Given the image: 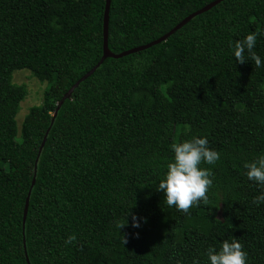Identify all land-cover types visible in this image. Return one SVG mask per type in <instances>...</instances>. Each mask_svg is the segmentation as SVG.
Segmentation results:
<instances>
[{"label":"trees","instance_id":"obj_1","mask_svg":"<svg viewBox=\"0 0 264 264\" xmlns=\"http://www.w3.org/2000/svg\"><path fill=\"white\" fill-rule=\"evenodd\" d=\"M213 1L111 0L108 49L148 44ZM104 8L0 0V264H207L205 250L232 238L246 264H264V204L252 203L264 189L243 169L264 152V67L229 47L255 31L264 59V0H223L161 43L104 59L55 112L101 59ZM21 69L48 85L18 125ZM192 136L220 159L200 165L214 176L208 203L183 213L155 184L170 144Z\"/></svg>","mask_w":264,"mask_h":264},{"label":"clouds","instance_id":"obj_2","mask_svg":"<svg viewBox=\"0 0 264 264\" xmlns=\"http://www.w3.org/2000/svg\"><path fill=\"white\" fill-rule=\"evenodd\" d=\"M258 35L255 31L249 32L229 45L235 63L251 61L257 68L264 67V59L254 51ZM169 147L173 156L167 163L163 178L155 184V190L162 192L165 204L183 213H187L190 207L207 204L206 193L213 184L214 176L211 167L200 165H214L220 159V153L209 148L208 139L204 136H192ZM243 169L248 181L264 189V152L251 161H245ZM252 203L257 206L264 204V191L256 195ZM131 221L132 227H139L135 215H132ZM117 226L120 229L124 225L118 223ZM75 239V235L70 234L64 243L71 244ZM204 255L207 264H246L248 256L235 238L230 241L224 239L218 247L209 246ZM193 264H199V261L194 260Z\"/></svg>","mask_w":264,"mask_h":264},{"label":"water","instance_id":"obj_3","mask_svg":"<svg viewBox=\"0 0 264 264\" xmlns=\"http://www.w3.org/2000/svg\"><path fill=\"white\" fill-rule=\"evenodd\" d=\"M110 1L111 0H105V8H104V14H103V25H102V56L101 59L99 60L98 64L95 65V67H93L90 71H88L84 76H82L63 96L62 98L59 100V102L57 103V107L55 109V112L58 110L59 106L61 105V103L65 100L68 99L70 97V94L72 92V90L78 85V83L82 80H85L92 72H94V70L98 67L99 64L102 63V61L106 58H121L124 56H127L129 54H133L136 53L138 51L141 50H145L155 44L161 43L163 41H165L171 34H173L175 31H177L179 28H181L183 25H185L190 19H192L193 17L209 10L210 8H212L213 6L217 5L218 3H220L223 0H215L209 4H207L206 6L202 7L201 9L189 14L187 17H185L181 22H179L175 27H173L169 32H167L166 34H164L163 36L159 37L158 39L139 46V47H135L132 49H129L127 51L118 53V54H114L112 53L109 49H108V44H107V38H108V12H109V6H110ZM54 112V113H55ZM45 141V137H43L41 145L39 147V151L41 150L43 144ZM33 183V181H32ZM28 199H29V193L27 194V196L25 197V201H24V208H23V214H22V226L24 225V221L26 218V213H27V208H28ZM27 261V259H26ZM28 263V261H27ZM29 264V263H28Z\"/></svg>","mask_w":264,"mask_h":264},{"label":"rangeland","instance_id":"obj_4","mask_svg":"<svg viewBox=\"0 0 264 264\" xmlns=\"http://www.w3.org/2000/svg\"><path fill=\"white\" fill-rule=\"evenodd\" d=\"M12 81L15 84L25 85L27 90L26 96L19 104V111L16 114V121L19 125L32 106L42 104L47 83L37 80L26 69L14 71Z\"/></svg>","mask_w":264,"mask_h":264}]
</instances>
